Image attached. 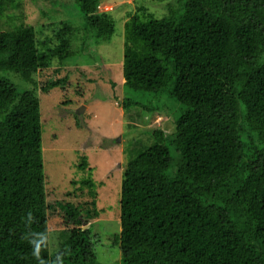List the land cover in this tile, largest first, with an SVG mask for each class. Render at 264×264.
<instances>
[{"label":"trees","instance_id":"trees-1","mask_svg":"<svg viewBox=\"0 0 264 264\" xmlns=\"http://www.w3.org/2000/svg\"><path fill=\"white\" fill-rule=\"evenodd\" d=\"M100 1L70 0L82 28L63 13L45 16L47 26L12 24L19 0H0V71L36 81L19 91L0 77V264H96L94 194L55 201L68 228L50 237L35 91L74 83L67 69L37 78L60 73L86 30L110 39L114 18L97 10ZM174 1L161 17L140 8L124 22L121 85L167 91L182 110L168 142L179 156L172 172L165 131L152 128L151 143L129 147L112 241L119 264H264V0ZM48 27L53 35L41 39ZM133 104L122 97L123 110ZM42 237L37 257L32 241Z\"/></svg>","mask_w":264,"mask_h":264},{"label":"rangeland","instance_id":"rangeland-1","mask_svg":"<svg viewBox=\"0 0 264 264\" xmlns=\"http://www.w3.org/2000/svg\"><path fill=\"white\" fill-rule=\"evenodd\" d=\"M19 5L9 10V16L15 17L12 24L38 27L43 23L47 26L50 21L45 16L53 14L60 19L66 15L84 28L79 7L73 2L70 4V0H19ZM168 5L176 6V2L101 0L97 10L108 11L114 18V32L110 39L99 40L94 37L93 30H86L78 36L80 42L76 37L75 44L72 43L73 49L77 47L60 73L55 75L50 69L42 70L41 77L37 78L44 84L53 77H62L67 69L72 73L69 80L74 82L63 89L54 87L45 93L35 91L42 117L43 183L46 201L50 205L46 210L48 231L50 237L56 238L61 236L59 231L68 228L63 222L62 212L54 205L55 201L65 197L73 203L83 202L93 200L94 194L98 216L89 219V224L95 240L96 264L120 262L118 247L112 241L113 235L119 230L121 172L128 150L135 145L151 143L150 139L149 142L145 141L148 138L146 132L159 128L167 133L166 144L171 156L168 171L172 172L177 166L179 156L173 144L168 142L172 138L174 120L181 113V104L167 91L126 90L121 85L123 79L120 68L124 22L128 13H135L142 8L143 13L161 17L167 13ZM54 9L58 11L53 12ZM50 28L43 31L41 39L45 38L44 34L53 35ZM53 28L56 30L57 27ZM78 75L79 79L76 80ZM94 76L97 81L90 82L88 78ZM0 77L9 79L19 91L32 88L37 80L30 84L19 79L12 71L3 70L0 71ZM169 89L171 84L168 85ZM124 96L134 99L136 104L128 110L124 109L127 114L123 115L120 109ZM143 106L159 111L149 112L141 109ZM82 162H86L87 166ZM89 177L90 181L87 180ZM67 192L73 196L66 197Z\"/></svg>","mask_w":264,"mask_h":264},{"label":"clouds","instance_id":"clouds-1","mask_svg":"<svg viewBox=\"0 0 264 264\" xmlns=\"http://www.w3.org/2000/svg\"><path fill=\"white\" fill-rule=\"evenodd\" d=\"M98 8V7H97ZM43 237L41 238V240L39 241H32V243L35 245V250H34V255H36L37 257H39V251H40V244L43 242Z\"/></svg>","mask_w":264,"mask_h":264},{"label":"crops","instance_id":"crops-1","mask_svg":"<svg viewBox=\"0 0 264 264\" xmlns=\"http://www.w3.org/2000/svg\"><path fill=\"white\" fill-rule=\"evenodd\" d=\"M123 81V80H122ZM121 110V114H123L124 115V113H126L127 114V112L126 111H123V109L121 108L120 109ZM115 131V130H114ZM117 134H119V133H117ZM118 136H120V135H118Z\"/></svg>","mask_w":264,"mask_h":264},{"label":"water","instance_id":"water-1","mask_svg":"<svg viewBox=\"0 0 264 264\" xmlns=\"http://www.w3.org/2000/svg\"><path fill=\"white\" fill-rule=\"evenodd\" d=\"M81 107H82V106H81ZM81 107H80V108H81ZM79 110H80V109H78L77 111H79Z\"/></svg>","mask_w":264,"mask_h":264}]
</instances>
